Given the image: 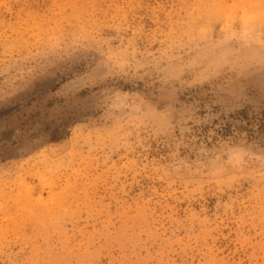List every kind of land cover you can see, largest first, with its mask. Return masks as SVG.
Masks as SVG:
<instances>
[{
	"label": "rangeland",
	"instance_id": "374dc122",
	"mask_svg": "<svg viewBox=\"0 0 264 264\" xmlns=\"http://www.w3.org/2000/svg\"><path fill=\"white\" fill-rule=\"evenodd\" d=\"M0 264H264V0H0Z\"/></svg>",
	"mask_w": 264,
	"mask_h": 264
}]
</instances>
